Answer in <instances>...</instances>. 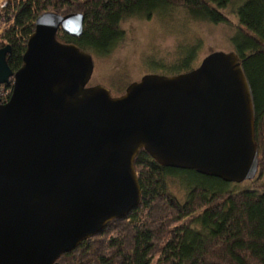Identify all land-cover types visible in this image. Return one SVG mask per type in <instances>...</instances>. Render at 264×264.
<instances>
[{
	"label": "water",
	"instance_id": "obj_1",
	"mask_svg": "<svg viewBox=\"0 0 264 264\" xmlns=\"http://www.w3.org/2000/svg\"><path fill=\"white\" fill-rule=\"evenodd\" d=\"M82 28V14H39L15 72L0 48V86L12 79L0 102V264H58L124 219L140 200L139 150L227 183L257 174L254 99L234 52L146 74L112 96L88 85L92 56L56 39Z\"/></svg>",
	"mask_w": 264,
	"mask_h": 264
},
{
	"label": "trees",
	"instance_id": "obj_2",
	"mask_svg": "<svg viewBox=\"0 0 264 264\" xmlns=\"http://www.w3.org/2000/svg\"><path fill=\"white\" fill-rule=\"evenodd\" d=\"M12 1L0 3V24L5 26L0 48L10 47L6 61L12 72L22 65L35 18L43 12L82 14L79 37L58 30L56 39L105 56L124 38L120 24L125 19L147 20L181 8L193 20L217 25L227 22L221 11L236 3L238 27L230 40L252 90L257 171L264 169V0ZM183 57L167 76L194 69L188 66L189 56ZM11 85L10 78L0 86L9 90L7 100ZM133 165L140 186L138 205L124 219L111 220L99 234L62 254L58 264H264V192H233L230 183L218 178L161 166L144 150L138 151ZM169 177L185 189L183 203L169 191Z\"/></svg>",
	"mask_w": 264,
	"mask_h": 264
},
{
	"label": "rangeland",
	"instance_id": "obj_3",
	"mask_svg": "<svg viewBox=\"0 0 264 264\" xmlns=\"http://www.w3.org/2000/svg\"><path fill=\"white\" fill-rule=\"evenodd\" d=\"M235 5L221 11L227 22L217 25L193 20L181 8L172 9L169 14H155L147 20L125 19L120 24L124 38L112 52L105 56L91 54L94 67L88 85H101L117 96L124 93L128 84L146 74L169 75L167 70L178 63L182 55L189 56L188 66L196 68L210 53L233 52L230 39L238 27ZM4 28L1 23L0 34ZM257 174L251 180L230 183L229 189L263 193L264 169ZM167 185L171 194L183 203L186 191L179 180L169 177Z\"/></svg>",
	"mask_w": 264,
	"mask_h": 264
},
{
	"label": "built area",
	"instance_id": "obj_4",
	"mask_svg": "<svg viewBox=\"0 0 264 264\" xmlns=\"http://www.w3.org/2000/svg\"><path fill=\"white\" fill-rule=\"evenodd\" d=\"M1 2H3V0H0V3ZM8 94H9V90L8 91H4L3 88L0 87V102H1L2 98H3L4 102H7L8 100L6 98H7ZM10 94H11V91H10Z\"/></svg>",
	"mask_w": 264,
	"mask_h": 264
},
{
	"label": "flooded vegetation",
	"instance_id": "obj_5",
	"mask_svg": "<svg viewBox=\"0 0 264 264\" xmlns=\"http://www.w3.org/2000/svg\"><path fill=\"white\" fill-rule=\"evenodd\" d=\"M110 92V91H109ZM110 94H111V92H110ZM112 95V94H111ZM120 95H122V93L120 94ZM120 95H117V96H120ZM112 96H114V95H112Z\"/></svg>",
	"mask_w": 264,
	"mask_h": 264
}]
</instances>
